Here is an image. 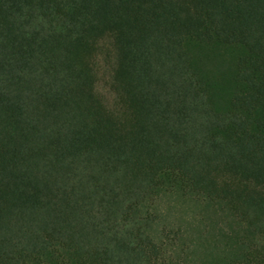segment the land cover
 <instances>
[{
  "label": "trees",
  "instance_id": "1",
  "mask_svg": "<svg viewBox=\"0 0 264 264\" xmlns=\"http://www.w3.org/2000/svg\"><path fill=\"white\" fill-rule=\"evenodd\" d=\"M0 264H264V0H0Z\"/></svg>",
  "mask_w": 264,
  "mask_h": 264
}]
</instances>
